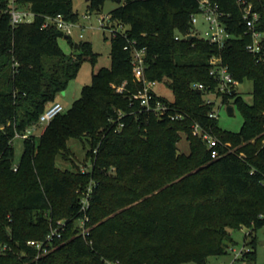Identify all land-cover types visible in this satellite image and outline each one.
I'll return each mask as SVG.
<instances>
[{"label":"trees","instance_id":"16d2710c","mask_svg":"<svg viewBox=\"0 0 264 264\" xmlns=\"http://www.w3.org/2000/svg\"><path fill=\"white\" fill-rule=\"evenodd\" d=\"M16 1L34 19L12 26L7 2L0 0V264H210L212 257L229 254L232 231L264 226V64L246 50L251 39L235 0H210L235 36L223 48L188 38L200 0H89L88 8L98 12L106 1L119 4L106 16L107 29L123 27L110 36L111 66L94 72L92 84L43 134L23 139L15 165L16 134L39 122L85 58L93 65L98 58L89 42L66 55L58 40L71 37L51 25L43 28L47 17L57 15L77 22L72 0ZM251 1L264 33V0ZM134 48L146 50L148 79L171 90L169 106L182 120L147 113L133 99L139 89L132 75ZM213 57L239 84L252 82L251 104L238 93L223 99L242 111L238 132L221 130L209 117L213 106L204 103V92L192 89L216 87L209 74ZM194 124L230 145L220 148L218 159L192 134ZM181 133L190 141L188 154L178 152ZM70 140L89 144L85 173L57 164L69 159ZM91 183L84 239L77 221ZM59 219L66 223L61 238L36 259L28 242L44 240ZM242 258L256 260L251 251Z\"/></svg>","mask_w":264,"mask_h":264},{"label":"built area","instance_id":"2783aa9c","mask_svg":"<svg viewBox=\"0 0 264 264\" xmlns=\"http://www.w3.org/2000/svg\"><path fill=\"white\" fill-rule=\"evenodd\" d=\"M9 7L7 13L10 16V23L12 26H16L20 23H31L34 19V14L28 8H21L17 4L16 0H5ZM238 7L240 8L243 21H244V35L249 36L251 41L246 45V50L250 53L257 64H264V33L257 29V24L260 19V15L257 11L254 10V4L251 0H235ZM198 16H203L205 21L208 24L207 29L203 32L202 35L198 36L196 24L198 23ZM226 17L225 13L220 10L219 6L215 3H212L210 0H200L199 1V11L195 14H192L190 17V24L192 26V33L190 36H195L201 40L208 42L211 45H215L218 48H223L229 40L235 38L231 34L225 24L224 18ZM84 19H89L90 14L87 12L83 15ZM104 19V18H103ZM54 26L58 30L62 31L65 35L70 36L74 26H77V22H70L64 19L62 15H57L55 17H47L46 22L43 25V28H48L49 26ZM107 22L104 27L105 30ZM79 27V26H78ZM84 29L81 28V31ZM111 35L116 31H123V27L119 26L117 28H111ZM82 36V35H81ZM188 37V38H189ZM182 36L180 34L175 35V39L179 40ZM146 50L145 49H136L134 48L131 51V65H132V75L134 82L138 85V92L133 95V99L138 100L140 105L144 108V111L147 113H155L157 117L168 116L170 120H182L184 117L174 109H171L169 104L163 98L161 100L160 96L156 92V87L158 83L154 80L148 79L146 75ZM209 74L216 82V87L214 89L206 88L203 84H194L192 89L204 92L203 100L207 105L213 106V112L209 114L210 118L217 119L218 113L216 112V100H221L225 96H232L237 92V87L239 82L235 80L232 74L229 72L228 67L222 65L218 58L210 59V70ZM123 87H118L117 91L121 92ZM65 112L64 107L59 102H54L48 106L45 111L40 115L39 122L28 128L24 134H17L16 137L26 139L32 136L36 130L42 126H47L56 116ZM121 115V113H119ZM192 134L200 138L207 146L210 152V158L215 160L221 156L220 148L230 146L229 144L222 143L219 139L212 136L207 131H204L199 124L192 125ZM96 153V151H94ZM14 170H17V167H14ZM114 168L109 169L107 172L113 173ZM95 183H91L87 190L83 193L80 203L81 208L80 212L83 215L77 221L78 234L81 235L84 239L87 238L90 232V228L87 226L89 222V217L86 214L87 210L90 207L89 198L92 193ZM66 223L65 220L62 222H57L55 226H51L48 234L45 239L29 241L28 245L34 248L37 251L38 259L40 256L48 254L52 250L53 242L55 239L61 238L63 232L65 231ZM6 247L4 246L3 249ZM230 252L235 253L234 257L237 260L239 257L247 252L243 248L240 252H235L232 247L229 249Z\"/></svg>","mask_w":264,"mask_h":264},{"label":"rangeland","instance_id":"374dc122","mask_svg":"<svg viewBox=\"0 0 264 264\" xmlns=\"http://www.w3.org/2000/svg\"><path fill=\"white\" fill-rule=\"evenodd\" d=\"M118 5L119 4L117 2L106 1L100 12H98L90 10L86 0H72L73 9L79 14L77 26H74L72 30V34L70 35L71 40L62 37L58 40V44L66 55H76L77 49L72 47L71 43L78 44L80 42H89L91 43L93 52L98 55V58L94 65L88 58H85L80 66L76 78L71 80L67 88L57 95L55 102L61 103L65 111H68L74 101L79 99L82 89L85 86H90L92 84L94 72H97L101 68H110L111 30H105L101 24L105 26L107 22L106 16L112 10L117 8ZM87 12H89L90 18L84 19L83 15ZM207 27L208 24L203 16H198V23L196 24V33L198 36L202 35ZM81 28L84 30L81 31ZM156 92L160 98H165L166 101L168 100L167 103H172V92L164 83L157 85ZM237 92L240 94L244 102L248 104L252 103V82L245 81L240 83L237 87ZM216 104L218 127L221 130L228 132L240 131L244 122V117L240 107L237 104H234V114L229 115L227 107L232 106L233 102L229 101V103H221V100L217 99ZM46 127L47 126H42L36 130L33 135L40 136L43 134ZM180 136V140L177 143L178 152L188 154L190 152V141L187 139L185 134L181 133ZM13 147L14 164L17 165L23 154V139L15 136V139L13 140ZM69 147L71 150V154L68 157L69 159L64 160L59 158L57 160L58 166L62 170L70 169L73 171L78 170L81 173L87 172L91 164V158L88 156L89 144L87 140H70ZM63 220L64 219H59L55 223L62 222ZM231 234L232 239L235 242L232 249H234L235 252H240L242 248L246 250L245 252H254L256 260L252 262L248 258L242 257H239L236 260L234 257L235 253L229 251V254L226 256L212 257L210 259V264H264V226L257 230L243 227L239 230L232 231ZM253 240L255 241L254 244H252ZM183 264L196 263L186 262Z\"/></svg>","mask_w":264,"mask_h":264},{"label":"water","instance_id":"95a60500","mask_svg":"<svg viewBox=\"0 0 264 264\" xmlns=\"http://www.w3.org/2000/svg\"><path fill=\"white\" fill-rule=\"evenodd\" d=\"M86 1L88 2L89 0H86ZM118 3H120V0L118 1ZM189 38L192 39V38H195V36H190ZM77 48H78V44H75V49H77ZM198 92L200 93V91H198ZM227 111H228L229 115H233L234 114V107L228 106Z\"/></svg>","mask_w":264,"mask_h":264}]
</instances>
